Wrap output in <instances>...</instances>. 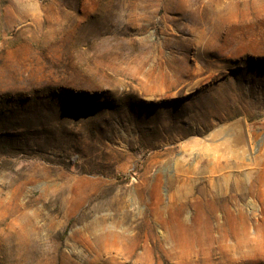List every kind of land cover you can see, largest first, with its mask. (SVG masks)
<instances>
[{
    "label": "rangeland",
    "instance_id": "rangeland-1",
    "mask_svg": "<svg viewBox=\"0 0 264 264\" xmlns=\"http://www.w3.org/2000/svg\"><path fill=\"white\" fill-rule=\"evenodd\" d=\"M0 264H264V0H0Z\"/></svg>",
    "mask_w": 264,
    "mask_h": 264
},
{
    "label": "water",
    "instance_id": "water-1",
    "mask_svg": "<svg viewBox=\"0 0 264 264\" xmlns=\"http://www.w3.org/2000/svg\"><path fill=\"white\" fill-rule=\"evenodd\" d=\"M238 135L240 136V139H242V133H239Z\"/></svg>",
    "mask_w": 264,
    "mask_h": 264
},
{
    "label": "bare ground",
    "instance_id": "bare-ground-1",
    "mask_svg": "<svg viewBox=\"0 0 264 264\" xmlns=\"http://www.w3.org/2000/svg\"><path fill=\"white\" fill-rule=\"evenodd\" d=\"M237 138H240V136H239V135H237Z\"/></svg>",
    "mask_w": 264,
    "mask_h": 264
}]
</instances>
